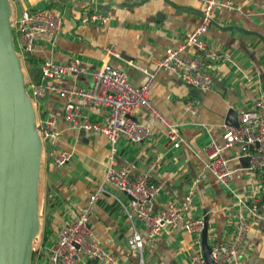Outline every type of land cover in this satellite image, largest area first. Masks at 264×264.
Instances as JSON below:
<instances>
[{"label": "crops", "instance_id": "obj_1", "mask_svg": "<svg viewBox=\"0 0 264 264\" xmlns=\"http://www.w3.org/2000/svg\"><path fill=\"white\" fill-rule=\"evenodd\" d=\"M17 11L53 8L62 19L56 35H40L31 56V78L40 81L41 64L47 59L66 62L79 58L89 69L109 63L124 70L134 86L144 83L148 75L130 65L133 61L155 74L149 91L152 105L170 124H179L183 142L175 148L169 143L167 126L154 119L153 111L139 107L133 117L152 125L155 136L144 143H132L120 137L116 143L115 162L128 166L133 173H149L161 190L154 200L155 209L195 191L194 207L186 220L208 219V243L228 239L236 226L238 212L247 216V205L264 200L262 172L248 169V160L240 147H225L224 126L231 110L240 121L241 114L264 93V0H232L234 9L216 11L214 23L205 39L223 55L220 61H208L203 69L213 78V90L193 87L160 68V59L169 47L177 48L186 33L202 22L201 0H14ZM83 10L106 13L105 23L85 24ZM114 46L120 53L108 52ZM190 47L183 55H194ZM61 88L88 87L90 75L71 73L54 81ZM75 103L98 121L109 110L89 105L81 99ZM66 99L57 93L43 102V113L56 117L60 138L55 151H68L72 161L65 167H47L44 237L34 264H52L49 251L63 224L84 210L91 196L97 194L90 226L100 244L118 259L119 264H190L195 251L193 234L179 227L163 235H144L143 255L129 247L131 224L124 213L130 196L105 181L112 145L101 132L74 128L63 118ZM192 108L196 112L192 113ZM215 145L233 169L231 184H222L208 168L209 148ZM199 178V181H196ZM242 200V201H241ZM143 262V263H142ZM87 264H100L88 261ZM232 264H264V218L254 222L236 261Z\"/></svg>", "mask_w": 264, "mask_h": 264}, {"label": "built area", "instance_id": "obj_2", "mask_svg": "<svg viewBox=\"0 0 264 264\" xmlns=\"http://www.w3.org/2000/svg\"><path fill=\"white\" fill-rule=\"evenodd\" d=\"M201 1L203 3L201 24L186 33L181 46L167 48L157 63L160 68L169 71L185 83L204 91H211L214 85L213 78L204 71L203 66L208 61L222 60L223 55L211 46L205 35L214 23L218 9H234L236 6L232 0ZM108 19L109 16L102 11L81 12V21L85 24L105 23ZM61 26L62 19L53 8L17 11L13 29L14 39L16 48L25 61L35 53V44L40 35H56ZM190 47L195 48L197 53L184 56L183 51ZM108 52L120 57L114 46L110 47ZM127 62L148 75L147 80L140 86H134L124 70L109 63L99 69H89L79 58H71L66 62L47 59L41 64L40 81L36 82L31 78L27 89L38 101L40 128L47 147V167L50 158L58 167H65L73 158L71 152L55 151L56 142L60 138V131L56 129V117L43 113L44 99L52 93H57L66 99L63 113L66 122L76 129L104 133L112 145L105 181L130 196V202L124 205L125 216L132 227L128 239L129 247L143 255L144 235L153 239L163 235L170 228L179 227L183 222L184 228L194 236L195 251L190 256V264H209L202 247L204 218H192L184 222L194 207L195 191L191 189L180 199L155 209L154 200L161 188L151 179V175L133 173L128 166H118L115 162V147L120 137L132 143H144L155 136L152 125H146L133 117L139 107L153 111L154 119L167 126L169 143L173 147L178 148L183 142L179 124L168 123L149 99L155 74L139 63ZM71 73L90 75L91 85L61 88L54 82L57 78ZM76 99H81L89 105L107 108L108 118L104 121L93 119L75 103ZM191 110L192 113L196 112L195 108ZM223 138L225 147L234 145L240 147L242 156L248 160L249 170L262 172L261 183L264 186V93H261L252 106L241 114L238 125L224 126ZM208 168L222 184L226 186L231 184L234 171L215 145L209 148ZM196 181H199V178ZM96 200L97 194L91 196L89 205L63 224L56 242L49 251L52 264H87L93 260L100 264H119L116 256L107 251L95 238L90 226V216ZM246 210L247 216L238 212V220L232 235L221 243L211 245L212 258L217 264H232L236 261L252 225L264 218V200L254 199L247 205Z\"/></svg>", "mask_w": 264, "mask_h": 264}, {"label": "water", "instance_id": "obj_3", "mask_svg": "<svg viewBox=\"0 0 264 264\" xmlns=\"http://www.w3.org/2000/svg\"><path fill=\"white\" fill-rule=\"evenodd\" d=\"M16 15L14 0H0V264H33L45 231L47 147L38 101L27 89L31 76L15 45ZM230 112L229 122L238 125ZM202 247L207 262L217 264L207 217Z\"/></svg>", "mask_w": 264, "mask_h": 264}, {"label": "trees", "instance_id": "obj_4", "mask_svg": "<svg viewBox=\"0 0 264 264\" xmlns=\"http://www.w3.org/2000/svg\"><path fill=\"white\" fill-rule=\"evenodd\" d=\"M26 64H35V60L32 58V57H29L27 60H26ZM47 224V221L45 220V226ZM34 258H35V255H34ZM34 258H33V264H34Z\"/></svg>", "mask_w": 264, "mask_h": 264}, {"label": "rangeland", "instance_id": "obj_5", "mask_svg": "<svg viewBox=\"0 0 264 264\" xmlns=\"http://www.w3.org/2000/svg\"><path fill=\"white\" fill-rule=\"evenodd\" d=\"M27 68H28L29 74L31 76V74H32L31 65L30 64H27ZM45 205H46V202H45Z\"/></svg>", "mask_w": 264, "mask_h": 264}]
</instances>
